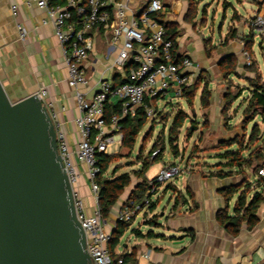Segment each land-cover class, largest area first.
<instances>
[{
    "label": "crops",
    "instance_id": "1",
    "mask_svg": "<svg viewBox=\"0 0 264 264\" xmlns=\"http://www.w3.org/2000/svg\"><path fill=\"white\" fill-rule=\"evenodd\" d=\"M27 1L0 0V81L14 102L45 90L47 94L43 103L59 125L70 151L73 152L79 141L75 125L79 110L75 92L67 85L66 61L55 37L53 25L50 22L42 23L47 20L46 12L35 5L27 6ZM106 1L112 6L120 0ZM159 1L164 7L160 13L163 23L167 25L170 33L176 34V56L187 57L193 63L194 79L203 80L207 90V78L215 82V88L208 90V107L202 109L199 106L200 109L205 116L210 113L220 117L226 106L225 83L243 73L246 79L251 77L244 71L248 67L242 54L243 42L236 38L225 40L228 29L232 26L231 19L226 34L217 45H212V42L196 34V25L188 18V14H193L189 12V0ZM228 1L230 0H223L224 9L231 7ZM231 1L244 10L245 15H242L233 8L232 16L236 13L241 18L240 21L247 23L255 15L264 16V0ZM54 2L63 6L66 0ZM141 5L140 0H135L132 7L138 11ZM12 7L16 9L15 14L11 11ZM195 13L197 14L196 11ZM17 25L26 31L24 40L19 39ZM247 29L248 24L244 28V35ZM262 37L264 38V34ZM109 39L110 32L102 29L91 33L92 49L82 64L88 86L80 89L88 100L93 97L101 81L117 85L126 79L125 70L114 66L116 50L111 48ZM230 66L233 71L227 76L225 73ZM238 130L233 136L226 133L217 141L233 140L238 136ZM118 135L121 136L120 133ZM261 142L264 143V139ZM77 169L81 174L78 191L84 201L86 213L91 215L95 203L85 167L77 163ZM216 173L215 169L184 170L176 178L179 187H172L184 196L186 203L183 201L175 211H171V208L169 212L165 211L158 217L155 215L156 208L152 213L148 211L149 216L146 219L156 216L155 222L147 224L146 219L142 220L145 230L137 229L141 235L128 239L127 244H122V249L119 248L120 240L114 254L132 255L133 264H264V201L256 211V225L248 228L243 223L236 235L229 234L217 220L218 213L226 208L229 216L233 214L238 194L226 202L224 191L227 188L238 187L244 178H248V182L252 184L250 197L255 192L261 193L263 188L255 184L254 176L251 177L244 171L241 173L233 169L229 176H217ZM140 182L131 177V187L120 196L105 221L107 231H114L117 217L129 194ZM152 227L158 228V233L151 231L152 235L146 236L150 232L147 230Z\"/></svg>",
    "mask_w": 264,
    "mask_h": 264
},
{
    "label": "built area",
    "instance_id": "2",
    "mask_svg": "<svg viewBox=\"0 0 264 264\" xmlns=\"http://www.w3.org/2000/svg\"><path fill=\"white\" fill-rule=\"evenodd\" d=\"M138 11L132 7L135 0H120L109 6L106 0H66L65 5L54 0H28L26 5H35L44 10L47 20L54 28V34L61 46L67 65V85L73 89L79 117L75 120L79 141L73 152L65 140L63 132L51 116L56 133L57 150L63 168L72 187L76 218L86 236V253L91 264H122V255L112 259L108 250L111 232L107 231L97 207L99 192L96 184L98 168L96 154H106L113 145H121L122 136L118 135L120 120L133 119L139 110L147 117L156 112L155 104L160 100L184 99V91L194 81V65L187 57L178 58L172 53V43L166 40V32L159 18L164 10L159 0H140ZM15 14V7L11 8ZM252 32L264 34V16L255 15L248 21ZM102 29L110 32V46L116 50L114 66L124 69L130 66L123 83L113 85L101 81L91 99H86L81 88L88 86V79L82 69L92 49L91 33ZM20 40L26 38V31L17 25ZM242 54L246 67L252 65L249 53L242 43ZM46 91L36 96L43 102ZM106 106H117L118 114L105 120ZM77 163L85 167V174L95 206L91 215L85 211V205L78 191L81 177ZM180 174L177 166H165L154 179L159 186L176 179ZM264 179V166L259 168L256 179ZM146 192L145 204L148 208L150 198L158 187L150 181ZM152 193L151 197L148 194ZM144 208V207H143ZM140 205L130 202L120 211L117 222H129L134 212L143 211ZM134 211H133V210Z\"/></svg>",
    "mask_w": 264,
    "mask_h": 264
},
{
    "label": "water",
    "instance_id": "3",
    "mask_svg": "<svg viewBox=\"0 0 264 264\" xmlns=\"http://www.w3.org/2000/svg\"><path fill=\"white\" fill-rule=\"evenodd\" d=\"M246 24L236 39L254 44ZM85 248L47 107L12 101L0 81V264H91Z\"/></svg>",
    "mask_w": 264,
    "mask_h": 264
},
{
    "label": "rangeland",
    "instance_id": "4",
    "mask_svg": "<svg viewBox=\"0 0 264 264\" xmlns=\"http://www.w3.org/2000/svg\"><path fill=\"white\" fill-rule=\"evenodd\" d=\"M228 3L232 8L224 9L223 0H194V9L197 14H193L195 18L191 21L196 25L195 32L200 38L212 42V45H217L226 34L233 8L245 15L244 10L240 9L234 1L230 0ZM245 10H247V7H245ZM250 34L254 37V44L250 52L246 51L252 59V65L244 71L249 73L251 77L246 79L245 73H243L236 75V79L232 77L230 81L225 83L227 105L224 111L222 110L220 117L210 113L206 116L203 114V110L199 106L200 95L205 82L194 79L190 87V90L194 93L192 107L188 106L184 99L175 100L168 98L160 100L155 104L156 112L147 118V122L139 133L132 151L123 149L118 145L108 148L106 154L115 156L108 170V175L113 170H117L115 177L139 170L141 161H151L149 156L154 147L158 149V157L161 158V161L155 163L148 170L146 174L148 184L156 178L158 172L165 166L175 165L181 173L188 168L194 170L215 169L219 171L223 169L222 166L225 162L217 157L220 145L217 139L223 137L226 133L233 136L239 128L241 129L238 130L237 137L242 141L244 148L247 149L242 153L244 157L248 156L249 151H254L261 146L264 147V143L261 142L264 139V124L259 117H255L253 122L247 124L251 117L250 115L245 116L250 82L264 83V38L261 34L247 29L245 36ZM209 79L211 78H207L208 84L206 85H208V90H213L215 82L209 81ZM179 111L183 112L188 118L178 130L176 143L173 141L172 145H170L168 131L172 125L173 118ZM254 124L258 126V132L254 136V140L249 141ZM172 146L177 148L175 155L172 151ZM166 163L169 165H166ZM133 180L136 179L133 177ZM169 185L179 187L177 180L173 179L158 186V190L153 192L155 193L154 196L151 197L152 193L148 194L151 197V203L155 205V215L157 217L165 211L169 212L173 206L174 194L172 190L167 189ZM141 207H144L143 211L134 212L128 222L130 224L121 238L120 249H122V244H127L128 239L134 236L133 230H145L141 224L142 220L149 216V213H147L149 207L145 208V198L140 205ZM151 218L146 220L149 221ZM147 231H156L158 233V228L152 227Z\"/></svg>",
    "mask_w": 264,
    "mask_h": 264
},
{
    "label": "trees",
    "instance_id": "5",
    "mask_svg": "<svg viewBox=\"0 0 264 264\" xmlns=\"http://www.w3.org/2000/svg\"><path fill=\"white\" fill-rule=\"evenodd\" d=\"M189 12L196 14L194 9V0H189ZM188 14L190 20L195 18V15ZM159 18H162L159 15ZM240 17L234 13L231 18L232 26L228 29V33L225 37V40H233L236 38V30L234 24L240 21ZM163 27L166 32V40H169L172 43V53H175V37L176 34L170 33L166 24L163 23ZM244 49L250 52V49L253 45L252 38L243 39ZM208 55V53H207ZM231 65V61L229 62ZM129 65L124 67L126 74L129 69ZM229 70L225 73L227 76L231 75L233 69L232 66L228 67ZM231 70V72H230ZM124 82V81H123ZM122 82V83H123ZM118 85V84H117ZM194 89V88H192ZM195 90V89H194ZM210 92L207 90L206 86L203 88V91L200 95V106L202 109H206L209 103ZM226 99V98H225ZM184 100L186 104L190 107L193 106L194 93L190 88L184 91ZM227 105V101H226ZM226 107V106H225ZM119 109L117 106H106L105 108V120L106 123H109V117L114 114H118ZM250 115V121L247 123L253 122L255 117H259L261 122L264 124V83L262 82H250L249 87V98L247 100V107L245 110V116ZM147 116L142 111L139 110L136 116L133 119L125 118L120 120L118 123L119 133L122 136L121 147L132 151L135 147L136 140L139 133L142 131L144 125L147 122ZM188 117L181 111H179L173 118L172 125L169 128V143L172 145L174 141H177L178 130L183 126L184 121ZM258 132V126L253 125L251 130V135L249 141L254 140V136ZM162 148V147H161ZM177 148L172 146V151L174 155L176 154ZM219 154L217 157L220 160L224 161L223 169L217 170V176H229L232 173L233 169H236L237 172H247L249 176H254L256 178L257 170L264 166V153L263 147L255 149L253 152L249 151L247 157L243 156V151L247 150L242 145V141L238 137L229 141H221L218 147ZM115 156L107 155L103 153L96 154V165L98 168V175L96 177V184L98 185L99 192L97 195V207L100 211L101 217L106 221L109 217L111 208L117 203L120 196L128 189L131 185V177L140 180L135 188L129 194L128 199L125 202L127 206L130 202L135 205H141L143 199L146 197V192L149 188L146 179V173L148 170L155 164L161 161V158L158 157V149L155 147L151 152V161L143 160L140 164V169L137 171H132L131 173H125L120 176L115 177L117 170H113L111 174L108 175V170ZM246 173V174H247ZM153 187H158L159 184L152 180ZM255 184L259 187H262L261 193H253L250 197L252 190V184L248 182V178H244L242 183L238 187H229L224 191V197L226 202H229L232 197L238 194L235 205L233 208L232 216L227 214V208L219 212L217 215V220L225 230L231 234L236 235L243 223L246 224L248 228H253L257 223L256 211L259 205L264 201V179L257 178L255 179ZM168 190H172L174 193L173 207L171 211H175L178 205H181L184 201L186 203L184 196H181L172 186H168ZM227 204V203H226ZM155 210V205L153 203L149 206V212L152 213ZM155 217L153 216L151 220L146 221L147 224H153ZM130 223L117 222L114 231L111 234V242L108 244V250L112 259L116 261L117 256L114 254V249L120 244V240L123 237L125 231H127ZM136 237H139L141 234L137 230L132 231ZM152 235L151 232L146 234V236ZM132 255L126 254L122 256V264H133Z\"/></svg>",
    "mask_w": 264,
    "mask_h": 264
}]
</instances>
